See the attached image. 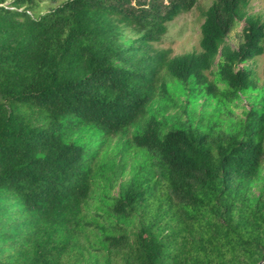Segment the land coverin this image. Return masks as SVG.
Wrapping results in <instances>:
<instances>
[{
  "label": "trees",
  "instance_id": "trees-1",
  "mask_svg": "<svg viewBox=\"0 0 264 264\" xmlns=\"http://www.w3.org/2000/svg\"><path fill=\"white\" fill-rule=\"evenodd\" d=\"M198 2L0 0V264H264V97L229 129L150 110L169 106L167 76L223 104L258 89L250 0H214L199 51L155 46ZM136 124L150 169L90 214L96 159Z\"/></svg>",
  "mask_w": 264,
  "mask_h": 264
},
{
  "label": "rangeland",
  "instance_id": "rangeland-1",
  "mask_svg": "<svg viewBox=\"0 0 264 264\" xmlns=\"http://www.w3.org/2000/svg\"><path fill=\"white\" fill-rule=\"evenodd\" d=\"M61 3L65 0H56ZM214 0H199L198 4L188 12L179 15L168 24V32L161 42L155 43L157 48H170L171 55L183 54L200 50L201 25L204 22V12ZM248 12L258 15L264 20V0H250ZM244 21H239L227 37V43L237 47L242 42V29ZM128 38H135L137 34L127 28ZM207 74L211 80L218 81L217 62ZM255 70L258 89L246 91L233 103L223 104L216 99L200 96L194 99L193 93L184 92L178 82H174L170 76L167 81L171 84V97L169 106H165L161 99L157 98L150 106L151 113L159 118L167 117L171 124L186 123L191 126L200 125L203 121H219L224 128L232 125L245 117V112L253 107H261L264 97V54L242 64ZM219 85H222L218 82ZM199 120H202L200 122ZM141 127L136 124L127 131L107 138L99 157L94 164L95 184L92 197L88 202L90 214H94L97 206L103 201V192L111 197L118 195L122 184L136 178L140 173L150 169L144 155L130 146L134 133ZM256 194L259 193V184L254 186ZM101 199V200H100ZM79 264H85L83 260Z\"/></svg>",
  "mask_w": 264,
  "mask_h": 264
}]
</instances>
